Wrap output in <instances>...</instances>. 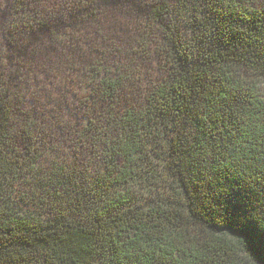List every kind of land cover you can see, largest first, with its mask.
Returning <instances> with one entry per match:
<instances>
[{
    "label": "trees",
    "instance_id": "trees-1",
    "mask_svg": "<svg viewBox=\"0 0 264 264\" xmlns=\"http://www.w3.org/2000/svg\"><path fill=\"white\" fill-rule=\"evenodd\" d=\"M5 8L0 264H264V0Z\"/></svg>",
    "mask_w": 264,
    "mask_h": 264
},
{
    "label": "rangeland",
    "instance_id": "rangeland-1",
    "mask_svg": "<svg viewBox=\"0 0 264 264\" xmlns=\"http://www.w3.org/2000/svg\"><path fill=\"white\" fill-rule=\"evenodd\" d=\"M110 5H113L116 10L112 11L107 19L108 28L112 33L116 34L119 39V46L124 49V47L129 48L132 47L137 35V29L134 24H132V19H130V11L132 9H136V1L137 0H106ZM6 0H0V23L3 22V17H6L7 11L5 8ZM4 27V25H3ZM46 34L45 31H43ZM98 41V37L94 36V39L90 44H94ZM99 45H96L97 47ZM93 47V48H95ZM109 49H114L112 47H108ZM116 51V50H115ZM150 57L154 54L151 52ZM150 57H142L144 69L150 68L155 65L154 61ZM149 70V69H147ZM152 71H150V74ZM149 74V75H150ZM152 75V74H151Z\"/></svg>",
    "mask_w": 264,
    "mask_h": 264
}]
</instances>
